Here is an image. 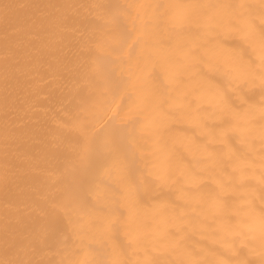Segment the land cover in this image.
<instances>
[{
	"label": "bare ground",
	"instance_id": "1",
	"mask_svg": "<svg viewBox=\"0 0 264 264\" xmlns=\"http://www.w3.org/2000/svg\"><path fill=\"white\" fill-rule=\"evenodd\" d=\"M2 2L10 7L0 4V261L262 264L261 0ZM105 14L128 29L131 112L126 96L91 87L110 51ZM86 108L101 124L132 120L133 158L113 161L92 145L81 161L68 115ZM148 174L152 193L122 199L112 214L111 193ZM53 198L67 210L41 215ZM68 210L86 224L83 244L63 241Z\"/></svg>",
	"mask_w": 264,
	"mask_h": 264
},
{
	"label": "snow or ice",
	"instance_id": "2",
	"mask_svg": "<svg viewBox=\"0 0 264 264\" xmlns=\"http://www.w3.org/2000/svg\"><path fill=\"white\" fill-rule=\"evenodd\" d=\"M4 9L10 7L9 4L3 3L0 0ZM94 7L105 8L108 6L95 5ZM226 7L244 8L245 5H228ZM261 11L264 16V0H261ZM102 28L104 29V37L109 46L108 58L100 63H97L95 69V80L92 82V89L99 93V95L108 97L111 96L113 100L119 96L123 100L125 96L128 99L129 111H132L131 105L135 103L131 95L127 93V89L123 80L124 66L131 60V55L127 51L128 45V29L122 24L119 19L111 14H105L102 18ZM262 39H264V33H262ZM143 48L139 49L137 55L143 54ZM262 65V82H264V56L261 57ZM103 117L95 111L90 109H84L81 112L70 113L68 115L69 124L76 129L79 133L80 144V159L84 161L87 158L88 150L90 146L95 145L98 149L104 150L102 154H107L113 161L120 160L121 157L133 158L137 148V137L135 130L132 127V120H120L116 121L115 117L112 120H105L103 124L100 120ZM108 171V169H105ZM153 179L151 174L141 175L137 184L132 186H125L120 191H114L109 196V211L112 214L119 213V207L117 206L121 200H128L133 203L141 196H149L152 191ZM56 207H65L67 210V204L63 201H57L53 198L50 201L49 208L39 209L41 215H46L49 211ZM67 225L68 232L63 234V241L66 243L71 240L73 243L79 241L83 244L87 228L83 219L74 215L71 210L67 211ZM237 255V253H234ZM0 264H34L33 261H20V260H6L0 261ZM35 264H45L44 261H36ZM58 264H73V262L59 261ZM94 264H130L129 261L115 260L111 262L107 261H95ZM135 264H168V262L155 259L146 258L144 260H138ZM190 264H203L202 261H191ZM217 264H251V262L245 258L226 259L220 260ZM264 264V261H262Z\"/></svg>",
	"mask_w": 264,
	"mask_h": 264
}]
</instances>
